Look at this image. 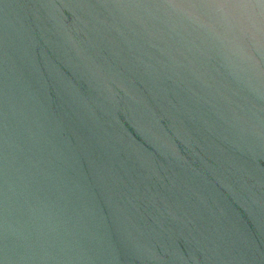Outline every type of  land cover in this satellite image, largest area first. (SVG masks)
<instances>
[{
	"label": "water",
	"instance_id": "water-1",
	"mask_svg": "<svg viewBox=\"0 0 264 264\" xmlns=\"http://www.w3.org/2000/svg\"><path fill=\"white\" fill-rule=\"evenodd\" d=\"M0 264H264V0H0Z\"/></svg>",
	"mask_w": 264,
	"mask_h": 264
}]
</instances>
